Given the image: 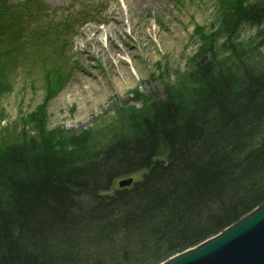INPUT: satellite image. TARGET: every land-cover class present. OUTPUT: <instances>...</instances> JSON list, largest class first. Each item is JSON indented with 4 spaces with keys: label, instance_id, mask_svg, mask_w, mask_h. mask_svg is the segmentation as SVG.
<instances>
[{
    "label": "trees",
    "instance_id": "obj_1",
    "mask_svg": "<svg viewBox=\"0 0 264 264\" xmlns=\"http://www.w3.org/2000/svg\"><path fill=\"white\" fill-rule=\"evenodd\" d=\"M237 3L220 15L264 25V0ZM0 15L4 30L8 14ZM1 50L0 67L9 52ZM243 59L231 60L242 84L227 96L211 89V106H195L203 97L180 108L156 101L131 125L142 127L138 135L119 136L87 161L1 141L0 264H161L260 206L264 54ZM141 170L132 186L99 194Z\"/></svg>",
    "mask_w": 264,
    "mask_h": 264
},
{
    "label": "rangeland",
    "instance_id": "obj_2",
    "mask_svg": "<svg viewBox=\"0 0 264 264\" xmlns=\"http://www.w3.org/2000/svg\"><path fill=\"white\" fill-rule=\"evenodd\" d=\"M2 1L0 12L21 15L36 0ZM129 1L38 0L35 8L47 13L19 27L4 15L0 147L12 142L87 161L119 136L138 135L142 127L131 125L148 118L156 101L180 108L203 97L195 106H211V89L225 95L242 84L229 74H237L232 59L264 54V25L220 15L238 0H137L126 8ZM113 15L124 21L123 33L107 25ZM81 41L85 52L77 50ZM146 173L119 178L99 194L113 196L120 180L138 182Z\"/></svg>",
    "mask_w": 264,
    "mask_h": 264
},
{
    "label": "water",
    "instance_id": "obj_3",
    "mask_svg": "<svg viewBox=\"0 0 264 264\" xmlns=\"http://www.w3.org/2000/svg\"><path fill=\"white\" fill-rule=\"evenodd\" d=\"M131 184V178L122 179L118 187ZM162 264H264V204L217 238L177 254Z\"/></svg>",
    "mask_w": 264,
    "mask_h": 264
},
{
    "label": "bare ground",
    "instance_id": "obj_4",
    "mask_svg": "<svg viewBox=\"0 0 264 264\" xmlns=\"http://www.w3.org/2000/svg\"><path fill=\"white\" fill-rule=\"evenodd\" d=\"M132 4H135V6H136V5L138 4V3H137V0H130V1L126 4V5H127L126 8H129V6H132ZM127 11H129V10H127ZM127 11H126V12H127ZM124 15H125V14H124ZM110 21H111V22H108V23H107L108 26H111V25H119V28H120V29H119V31H117V33H118V34H119V33H123L121 29H122V27H123V25H124L125 23H124L123 20H121L120 15H113ZM117 29H118V28L115 27L113 30H117ZM106 34H107V33H106ZM81 42H82V41H81ZM110 42L114 44L112 38H110ZM83 44H84L83 42H82L81 44H77V50H80V49H81L82 51L85 52L86 47H84ZM118 51H119V50H118ZM120 53H123V51L120 50ZM262 204H264V202H263ZM262 204H261V205H262ZM261 205H260V206H261ZM260 206H258L257 208L253 209L250 213H248V214L245 215V216H246V217L249 216L252 212H255L256 210H258V208H259ZM226 229H227V228H226ZM226 229H225V230H226ZM221 233H223V231H221L220 233L214 235L213 237H211V238L205 240V241L202 242L201 244L205 243L206 241H208V240H210V239L217 238ZM199 245H200V244H199ZM199 245H198V246H199ZM184 252H185V251H184Z\"/></svg>",
    "mask_w": 264,
    "mask_h": 264
}]
</instances>
